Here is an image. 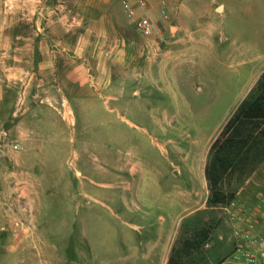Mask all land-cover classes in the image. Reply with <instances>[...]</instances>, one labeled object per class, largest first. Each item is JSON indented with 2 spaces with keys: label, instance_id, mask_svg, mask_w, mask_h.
Wrapping results in <instances>:
<instances>
[{
  "label": "rangeland",
  "instance_id": "374dc122",
  "mask_svg": "<svg viewBox=\"0 0 264 264\" xmlns=\"http://www.w3.org/2000/svg\"><path fill=\"white\" fill-rule=\"evenodd\" d=\"M148 1L164 42L150 53L134 29L128 61L80 52L79 0H1L0 264H121L133 240L220 264L248 221L263 228L257 126L217 164L231 203L208 204L207 173L264 76V0H169L167 17Z\"/></svg>",
  "mask_w": 264,
  "mask_h": 264
},
{
  "label": "crops",
  "instance_id": "0c3cea01",
  "mask_svg": "<svg viewBox=\"0 0 264 264\" xmlns=\"http://www.w3.org/2000/svg\"><path fill=\"white\" fill-rule=\"evenodd\" d=\"M123 2V0H79V11L84 13L88 23L83 38L79 41L78 49L81 53L90 51L93 46L97 51L98 46L101 45L99 50L123 54L130 61L133 60L135 52H141L139 41L132 36L135 29L134 22L125 15ZM77 70H81V67ZM103 74L102 71L98 73V75ZM17 249L19 246L15 250ZM172 250L165 248L161 240L149 243L144 240L135 243L133 240L123 252L121 264H168ZM220 264L240 263H234L228 259Z\"/></svg>",
  "mask_w": 264,
  "mask_h": 264
},
{
  "label": "trees",
  "instance_id": "16d2710c",
  "mask_svg": "<svg viewBox=\"0 0 264 264\" xmlns=\"http://www.w3.org/2000/svg\"><path fill=\"white\" fill-rule=\"evenodd\" d=\"M257 126L260 137L264 140V76L259 84L257 93L249 100L244 101L235 115L228 122L221 135L213 146L215 158L208 170L210 183V197L208 204L216 207L228 205L235 196L224 192L221 177L215 175L217 164L225 170L235 161L242 148L249 144V137L245 136L250 126ZM168 264H198L187 263L184 259L172 253Z\"/></svg>",
  "mask_w": 264,
  "mask_h": 264
},
{
  "label": "built area",
  "instance_id": "2783aa9c",
  "mask_svg": "<svg viewBox=\"0 0 264 264\" xmlns=\"http://www.w3.org/2000/svg\"><path fill=\"white\" fill-rule=\"evenodd\" d=\"M159 1L164 7L162 15L167 17L172 9L170 2L169 0ZM150 9L148 0H126L123 3L125 15L134 22L135 30L144 40L146 48L150 53L157 54L161 50L164 38L161 26L149 14ZM14 148L18 150L19 146L16 145ZM263 209L264 199L259 198L255 216L258 217ZM261 222L254 218L237 233L238 241L232 250L229 261L240 264H264V225L261 228Z\"/></svg>",
  "mask_w": 264,
  "mask_h": 264
},
{
  "label": "bare ground",
  "instance_id": "6f19581e",
  "mask_svg": "<svg viewBox=\"0 0 264 264\" xmlns=\"http://www.w3.org/2000/svg\"><path fill=\"white\" fill-rule=\"evenodd\" d=\"M130 166H131V165H130ZM131 167H132V166H131ZM134 170H135V169H134ZM134 170H133V171H134Z\"/></svg>",
  "mask_w": 264,
  "mask_h": 264
}]
</instances>
